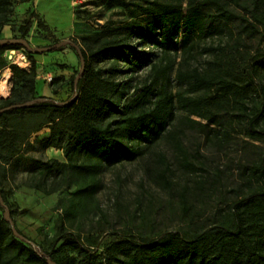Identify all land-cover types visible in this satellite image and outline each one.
I'll list each match as a JSON object with an SVG mask.
<instances>
[{
	"label": "trees",
	"instance_id": "16d2710c",
	"mask_svg": "<svg viewBox=\"0 0 264 264\" xmlns=\"http://www.w3.org/2000/svg\"><path fill=\"white\" fill-rule=\"evenodd\" d=\"M26 1L0 0V30L9 23L13 4ZM184 1L186 8H183ZM239 2L247 5L251 22L227 8L228 3L236 5ZM103 5L107 9H120L133 20L149 21L152 30L163 28L164 36L160 43L164 47L180 29L198 38L210 32L219 34L222 28L236 21L245 22L243 30L247 35L257 33L259 28L264 30V0H147L144 5L137 0H103ZM30 16L38 29L47 30L34 12H30ZM31 27L32 20L24 19L21 35L25 37ZM130 36L127 34L120 38L115 29L104 26L99 35L72 39L71 46L78 59L83 58L84 67L76 86L74 80L79 72L70 77V88L75 98L63 102L37 95L38 74L34 59H30L29 68L24 70L3 57L6 51L23 49L28 55L33 54L31 51L12 42L0 44V70L9 69L12 83L9 97L0 98V164L17 166L21 162L20 146L24 137L18 123L13 121L42 117L43 121L38 126L47 125L49 128L45 147L58 146L60 141H64L61 149L68 163L31 160L38 167V178H35L37 181L33 187L44 195H50L69 184L65 181L68 172L75 185L72 198L58 218L57 233L51 238L49 249L25 237L15 226L28 243L18 240L4 218H0V264H12L17 260L24 264H48L49 261L65 264L57 253L66 249L79 257L75 264H264V152L255 164L245 169L246 179L257 183L260 192L234 202L230 214L215 228L189 238L176 232L154 240L139 237L118 240L104 250L102 259L82 247L78 235L66 231L65 222L91 203L103 160L118 152L127 154V142L138 134L156 138L158 133L153 131V127L164 125L165 118L172 116L174 106L184 113L180 125L187 124L191 129L203 131L207 139L227 144L231 136L227 126L236 125L242 128L241 134L247 139L264 143V83L254 86L256 77L264 72V53L255 58L240 60L239 57L237 60L234 51L226 54L221 49L223 52L215 53L214 59L203 69H186L181 62L177 64L175 80L184 89L174 93L162 91L149 101L148 96L158 85L168 81L175 66L163 53L159 61L151 65L148 82L141 94L119 110L115 102L119 84L114 76L118 62L129 52L126 43ZM57 43L53 41L52 46ZM186 43L185 39L182 53L189 57L193 49L187 48ZM106 56L111 58L110 68H95L94 63H99ZM52 92L56 94L57 90ZM25 104L28 106L11 108ZM229 109L235 111L233 118L224 120ZM181 132L180 128L170 130L166 138L184 158ZM77 158L80 161L74 163ZM54 172L61 173L63 181L55 183L53 179L47 184L46 178ZM157 178L163 188H170L165 171ZM0 194L13 221L11 208L1 188ZM0 210L3 209L0 207ZM68 264H74V261Z\"/></svg>",
	"mask_w": 264,
	"mask_h": 264
},
{
	"label": "rangeland",
	"instance_id": "374dc122",
	"mask_svg": "<svg viewBox=\"0 0 264 264\" xmlns=\"http://www.w3.org/2000/svg\"><path fill=\"white\" fill-rule=\"evenodd\" d=\"M137 1L144 5L147 0ZM183 8H186L185 1ZM227 8L251 22L247 5L243 2L236 5L228 3ZM30 12L38 16L47 30L36 27ZM26 18L32 20V27L23 37L22 24ZM244 25L245 22L236 21L222 28L219 34L210 32L201 38L180 29L164 47L160 43L164 36L163 28L152 30L149 21L133 20L118 8L107 9L103 0H28L13 4L10 21L0 30V40L23 39L31 49L38 50L51 47L55 40L71 41L84 35H99L104 26L115 29L120 38L130 34L126 43L129 52L118 62L114 76L119 84L115 102L121 110L141 94L148 82L151 65L157 63L163 53L175 66L169 73L168 81L158 85L148 96L149 101L162 91L174 93L184 89L175 80L177 64L181 62L186 69H203L214 59L215 53L222 50L226 54L234 51L237 60L239 57L244 60L263 54L264 30L259 28L257 33L247 35ZM185 39L187 48L193 49L189 57L182 53ZM18 54L27 63L24 70L29 68L30 59L37 63L35 89L38 96L56 102L74 98L70 77L79 72L80 64L71 45L56 52L31 55L23 49L14 51V54L6 51L3 57L8 63L16 65L14 61ZM110 64L111 58L106 56L99 63H94V67L107 70ZM7 71V68L0 70V79ZM259 83H264V72L256 77L254 86ZM11 87L10 81L9 95ZM54 90H57L56 94H53ZM234 113L233 109H229L224 120L232 119ZM183 117L184 113L174 106L172 116L165 118L164 125L153 127V131L158 133L156 138L154 135L141 137L138 134L127 142V154L118 152L104 159L91 203L65 222L66 231L78 235L82 247L100 256L99 259H102L104 250L118 240L138 237L154 240L176 232L189 238L195 233L215 228L230 214L234 202L260 192L257 183L246 179L245 169L258 161L259 155L264 152V143L247 139L241 134L242 128L232 125L227 126L230 140L223 145L215 139H207L199 129L180 125ZM42 119L13 121L18 123L20 134L24 137L20 146L21 162L17 166L0 164V188L11 208L16 228L37 245L49 249L51 238L57 233L58 218L72 198L75 185L68 172L65 181L69 184L50 195H44L33 187L38 178V167L31 160L68 163L61 149L64 141H60L58 146L45 147L49 128L47 125L38 126ZM178 128L182 129L179 136L184 158L178 155L166 138L168 131ZM79 161L77 158L74 163ZM162 171H165V178L170 183L169 189L163 188L157 178ZM53 179L55 183L63 181L61 173L54 172L46 178V183ZM3 213L0 210V218ZM59 244L54 246V250ZM57 256L65 264L71 260L75 264L79 259L67 249L57 253ZM12 264L24 263L17 260Z\"/></svg>",
	"mask_w": 264,
	"mask_h": 264
},
{
	"label": "water",
	"instance_id": "95a60500",
	"mask_svg": "<svg viewBox=\"0 0 264 264\" xmlns=\"http://www.w3.org/2000/svg\"><path fill=\"white\" fill-rule=\"evenodd\" d=\"M8 42H12L16 45H20L22 47H24L26 50L28 51H31L32 53H37V52H50L54 49H59V48H62L64 46H67V45H71V41H62V42H59L51 47H48V48H41V49H38V50H34V49H31L29 47V44L27 41L25 40H0V44H5V43H8ZM11 54H14V51H10ZM80 70H79V73L78 75L76 76L75 80H74V86H76L77 84V81H78V78L80 77V75L82 74V71H83V67H84V61H83V58L80 57ZM75 98V97H74ZM64 104V103H63ZM25 106H28V104H25V105H19V106H13L11 107L12 109H15V108H20V107H25ZM0 207L4 210V213H3V218L5 220V222L9 225V228L12 232V234L20 241L24 242V243H28V240L23 237L22 235H20L17 231H16V228H15V225L10 217V213H9V210L7 208V206L4 204L3 200H2V197H1V194H0ZM48 264H54L52 262H48Z\"/></svg>",
	"mask_w": 264,
	"mask_h": 264
},
{
	"label": "bare ground",
	"instance_id": "6f19581e",
	"mask_svg": "<svg viewBox=\"0 0 264 264\" xmlns=\"http://www.w3.org/2000/svg\"><path fill=\"white\" fill-rule=\"evenodd\" d=\"M14 63L21 69L27 67V63L24 62L21 54L16 56ZM10 79L11 73L9 71L5 72L0 79V98H7L9 96Z\"/></svg>",
	"mask_w": 264,
	"mask_h": 264
}]
</instances>
